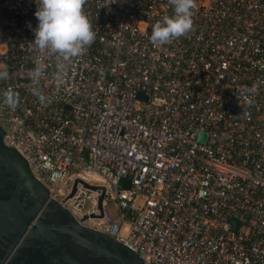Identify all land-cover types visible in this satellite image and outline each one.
I'll list each match as a JSON object with an SVG mask.
<instances>
[{
  "label": "built area",
  "instance_id": "2783aa9c",
  "mask_svg": "<svg viewBox=\"0 0 264 264\" xmlns=\"http://www.w3.org/2000/svg\"><path fill=\"white\" fill-rule=\"evenodd\" d=\"M196 3L193 29L156 47L168 0H86L96 39L61 83L32 43L36 0H0V91L17 96L0 98L4 141L79 219L102 189L67 199L75 180L105 185L83 222L147 264H264V0Z\"/></svg>",
  "mask_w": 264,
  "mask_h": 264
},
{
  "label": "water",
  "instance_id": "95a60500",
  "mask_svg": "<svg viewBox=\"0 0 264 264\" xmlns=\"http://www.w3.org/2000/svg\"><path fill=\"white\" fill-rule=\"evenodd\" d=\"M5 134L0 123V264L148 263L124 243L83 222L102 216L105 185L75 180L67 199L74 196L79 183L93 190L102 189L100 213L77 218L66 205L51 197L24 155L5 143ZM118 187H130V181L123 178ZM233 222L239 226L235 219Z\"/></svg>",
  "mask_w": 264,
  "mask_h": 264
},
{
  "label": "clouds",
  "instance_id": "9594fccd",
  "mask_svg": "<svg viewBox=\"0 0 264 264\" xmlns=\"http://www.w3.org/2000/svg\"><path fill=\"white\" fill-rule=\"evenodd\" d=\"M36 3L38 24L33 29L35 38L32 43L40 53L49 52L56 57L54 78L62 83L72 60L83 55L96 39V32L83 10L86 0H36ZM168 4L172 8L171 14L165 13L151 26L149 39L156 47L187 35L194 26L196 0H168ZM45 70L46 65L37 61L29 73L30 92L41 102L46 99L41 85ZM8 77L7 70H0V81ZM0 98L6 106H16L17 96L13 91H0Z\"/></svg>",
  "mask_w": 264,
  "mask_h": 264
},
{
  "label": "rangeland",
  "instance_id": "374dc122",
  "mask_svg": "<svg viewBox=\"0 0 264 264\" xmlns=\"http://www.w3.org/2000/svg\"><path fill=\"white\" fill-rule=\"evenodd\" d=\"M203 139V138H202ZM91 194V191H87V196H85V198H86V200H85V202H86V208H88L89 207V205H90V202H89V200L87 199V197H88V195H90ZM80 199H74L73 200V202H75V204L77 205L78 204V201H79ZM82 207V206H81ZM110 207L112 208V212H115V207H114V205L113 204H110ZM86 208H82L83 210H85ZM116 213V212H115Z\"/></svg>",
  "mask_w": 264,
  "mask_h": 264
},
{
  "label": "bare ground",
  "instance_id": "6f19581e",
  "mask_svg": "<svg viewBox=\"0 0 264 264\" xmlns=\"http://www.w3.org/2000/svg\"><path fill=\"white\" fill-rule=\"evenodd\" d=\"M86 180L90 181V182H96L99 180V176L98 175H87L84 177Z\"/></svg>",
  "mask_w": 264,
  "mask_h": 264
}]
</instances>
